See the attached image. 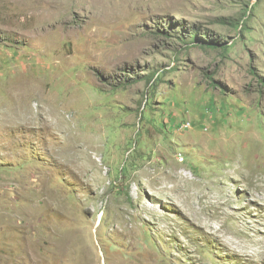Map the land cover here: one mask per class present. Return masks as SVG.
<instances>
[{
	"label": "rangeland",
	"instance_id": "374dc122",
	"mask_svg": "<svg viewBox=\"0 0 264 264\" xmlns=\"http://www.w3.org/2000/svg\"><path fill=\"white\" fill-rule=\"evenodd\" d=\"M0 264H264V0H0Z\"/></svg>",
	"mask_w": 264,
	"mask_h": 264
},
{
	"label": "bare ground",
	"instance_id": "6f19581e",
	"mask_svg": "<svg viewBox=\"0 0 264 264\" xmlns=\"http://www.w3.org/2000/svg\"><path fill=\"white\" fill-rule=\"evenodd\" d=\"M191 126H190V124L188 123V126H187V128H190ZM184 128V127H183Z\"/></svg>",
	"mask_w": 264,
	"mask_h": 264
},
{
	"label": "trees",
	"instance_id": "16d2710c",
	"mask_svg": "<svg viewBox=\"0 0 264 264\" xmlns=\"http://www.w3.org/2000/svg\"><path fill=\"white\" fill-rule=\"evenodd\" d=\"M212 44V43H211ZM213 44H216V42H213ZM212 48H215V47H212Z\"/></svg>",
	"mask_w": 264,
	"mask_h": 264
}]
</instances>
